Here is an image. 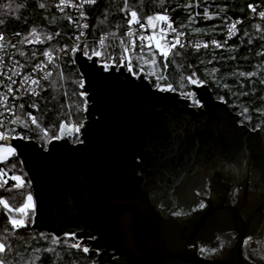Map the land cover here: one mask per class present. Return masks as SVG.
Segmentation results:
<instances>
[{"label": "water", "instance_id": "water-1", "mask_svg": "<svg viewBox=\"0 0 264 264\" xmlns=\"http://www.w3.org/2000/svg\"><path fill=\"white\" fill-rule=\"evenodd\" d=\"M71 55L87 73L84 142L7 141L31 181L32 228L74 236L92 264H253L243 241L263 222L264 201L251 203L264 198L261 130L240 123L207 84H192L193 105L144 72H106ZM235 185L238 206L230 205ZM201 247L223 254L210 259Z\"/></svg>", "mask_w": 264, "mask_h": 264}, {"label": "trees", "instance_id": "trees-1", "mask_svg": "<svg viewBox=\"0 0 264 264\" xmlns=\"http://www.w3.org/2000/svg\"><path fill=\"white\" fill-rule=\"evenodd\" d=\"M261 1L264 0H163L161 4L160 0H100L87 6L86 12L90 23L89 35L94 37L123 33L132 11L137 12L142 22L148 15L166 11L178 31L189 37H206L207 47L206 44L199 49L191 45L176 46L167 59L162 58L156 49L136 47L132 55L133 72H144L154 86L171 84L180 94L191 90L188 77L196 72L198 80L202 79L217 98L240 114V121L260 129L264 135V83H261L264 81V19L252 13L253 7H248ZM8 3L12 4L11 11L2 7ZM40 4L44 7L41 8ZM205 10L208 11L207 17L203 14ZM0 20L4 21L0 24V33L8 56L21 59L27 67L41 61L44 51H57L70 42L72 29L65 15L56 11L47 0H0ZM233 20L239 21L237 35L226 39V24ZM32 29H36V36H41L43 42L37 45L29 43V38L35 37L30 35ZM212 40L218 41L222 47L216 48ZM153 58L155 65L150 62ZM119 61L120 56L117 55L115 63L120 65ZM164 64H167L166 68L162 67ZM241 72L245 75L241 76ZM80 76L71 53L63 56L42 94L34 98L38 105L35 117L40 127L33 125L25 113H20L15 119L17 122L12 124L16 136L35 139L46 147L52 135L59 134L61 121L73 125L83 123L85 98L79 95L84 91L79 86ZM44 131L48 133L47 140ZM73 135L64 134L71 141ZM0 169L6 174L3 179L7 181L6 184L0 182V198L6 200L11 208L19 207L27 194H32L31 181L21 160L16 155L9 157L0 162ZM13 175L25 181L23 186L14 187L15 181L10 179ZM16 214L0 205V242L6 245L0 259L5 264L94 263L95 256L84 253L82 248L85 246L74 236L57 238L51 233L34 230V213L25 227L13 230L7 217ZM77 242L81 248H72L71 245ZM44 249L51 251L45 252Z\"/></svg>", "mask_w": 264, "mask_h": 264}, {"label": "built area", "instance_id": "built-area-1", "mask_svg": "<svg viewBox=\"0 0 264 264\" xmlns=\"http://www.w3.org/2000/svg\"><path fill=\"white\" fill-rule=\"evenodd\" d=\"M47 1L52 3L56 11L65 15L72 29L70 33V42L67 46L57 51H48L51 59L44 57L41 61L35 63L32 67H27L26 63L21 59L15 56H8L5 49L4 38L0 39V97H3V100L0 101V132H5L12 137L16 136L12 129L13 121L20 113H25L27 117L29 113H31L33 116L36 115V112L38 111V105L34 101V98H37L42 94L45 89L46 83L49 81L52 71L59 63V60L69 53L72 54L71 49L73 47L79 49L80 46L86 42L89 46L90 54L93 48L99 50L102 53V56L98 59V62L100 64L107 60L110 65H115L116 67L120 65L125 66L129 62V58L132 64V55L136 47L141 46L155 49V47L149 45L147 41L139 39V37L141 36L151 34V30L147 29V27L142 30L139 28L138 24L134 23L131 26L128 25L127 29L121 34H103L95 37L90 36V23L86 8L87 6L93 4H85L83 3V0H66V2L64 3H62L61 0ZM99 1L100 0H96L95 3ZM252 7V13H256L261 19H264V17H261L259 15L260 12H264V1L258 2L257 4L252 5ZM164 12L166 11H161L160 13ZM81 13H84V15L82 16ZM167 15L170 18L172 27L175 29V33H173L171 30H167L166 38L168 42H172L174 37L178 35L180 44L183 46L191 45L193 48L199 49L204 44H206L207 39L204 36L189 37L184 32L178 31L174 26L170 14L167 13ZM84 24H87L88 27H82ZM232 25H235V28L233 29L232 33L229 34V28ZM129 27L131 28L130 34ZM163 27L167 29V25H163ZM238 28V20H233L226 24L225 38L230 39L236 36ZM81 32H84L85 35L80 36ZM180 33H183V35H179ZM0 35L2 34L0 33ZM157 35H159L158 31ZM101 36L104 37L103 46L99 44V39ZM41 42H43L41 36L33 37L29 41V43L32 45H37ZM197 44L200 45L199 48L196 47ZM124 49H128L129 55L128 57H124V64L120 63V65H117L115 63L116 57L117 55H119L121 60ZM9 77L11 79H9ZM33 79L38 80L39 83L32 84L31 81ZM9 84H11L13 88V91L11 93L8 92L7 86ZM33 91H35L36 95H32ZM32 105H35V107H32ZM0 143H2V141H0Z\"/></svg>", "mask_w": 264, "mask_h": 264}, {"label": "snow or ice", "instance_id": "snow-or-ice-1", "mask_svg": "<svg viewBox=\"0 0 264 264\" xmlns=\"http://www.w3.org/2000/svg\"><path fill=\"white\" fill-rule=\"evenodd\" d=\"M61 2L64 3V2H66V0H61ZM95 2H96V0H83V3H85V4H94ZM160 2L162 4L163 0H160ZM2 7L7 9L8 11L12 10V4L11 3L4 4ZM40 7L43 8L44 5L40 4ZM185 7H187V5H185ZM248 7L251 8L252 5H249ZM5 14H7V13H5ZM203 14L205 17H207L208 11L205 10ZM81 15L83 16L84 13H81ZM259 15L261 17H264V12H260ZM130 16H131V19L127 20V24L129 26L136 23L139 25V28L142 30L145 29L146 27H147V29L151 30L150 35L141 36V37H139V39L147 41L149 43V45L154 46L156 51L159 52V54L162 58L167 59L169 57L170 53L172 52V50L174 48H176L177 45H179L181 48L183 47V45L180 44L178 35L174 37L172 42H168V40L166 38L167 30H171L173 33H175V29L172 27V23H171L170 18L166 12H164V13L158 12L154 15H148L145 19V22H141L139 20L138 14L136 11H132L130 13ZM3 23H4V21L0 20V24H3ZM158 25H159V27H158ZM163 25H167V29L165 27H163ZM82 27L87 28L88 25L84 24ZM234 28H235V25H232L229 28V34L232 33ZM157 31L159 32V35H157ZM197 31H199V29H197ZM130 33H131V28L129 27V34ZM35 34H36V29H32L30 35H35ZM16 35H19V33H16ZM84 35H85L84 32L80 33V36H84ZM179 35H183V33H180ZM2 38H3L2 35H0V39H2ZM211 43L213 45H215L216 48L222 47V45L216 40H212ZM99 44L101 46L104 45V37L103 36L100 37ZM196 47L199 48L200 45L197 44ZM205 47H207V44L205 45ZM71 50L72 51H79L83 55V57L86 58L87 61H91L93 64H96L98 62V59L102 56V53L99 50H96L95 48H93L91 50V54H90L89 46L86 42L84 44H82L79 49H77L76 47H73ZM175 54L179 55V53H175ZM21 55H23V53H21ZM43 55H44V57L51 59L48 51H44ZM128 55H129L128 49H124L123 56H122L121 60L119 61V63L124 64L125 63L124 57H128ZM150 62L153 65H155L156 60L153 58ZM125 66L127 67V70L129 73L135 74L133 72V67H132V64L130 62V58H129V62ZM111 67H112V65H110L107 62V60H105L101 64V70L102 71H106V72L110 71ZM162 67L166 68L167 64H164ZM189 67H191V65H189ZM213 71H216V69H213ZM240 75L244 76L245 73L241 72ZM247 75L250 76V75H252V73H248ZM196 76H197L196 72H192L191 75L188 77L189 83L193 84V85L203 84L204 81L202 79L198 80L196 78ZM9 79H11V78L9 77ZM86 79H87V73L85 72L84 74H82L80 76V79H79V86L82 89L85 86ZM157 79L158 80L162 79V77H157ZM31 83L32 84H38L39 81L33 79L31 81ZM261 83H264V81H261ZM7 87H8V92L11 93L13 91L11 84H9ZM156 87L159 91H166V90L174 91L173 86L171 84H167L166 86L161 85V84H157ZM32 95H36L35 91L32 92ZM79 95L83 98V97H87L89 95V93L86 90H84V91H81L79 93ZM182 95H185V94L182 93ZM186 95L189 98L192 96L191 93H187ZM2 100H3V97H0V101H2ZM83 103L87 104V100H84ZM32 107H35V105H32ZM245 111H247V109H245ZM28 117L31 120V123L33 125L40 127V125L37 122V118L35 116H33L31 113H29ZM16 122H17L16 120L13 121V123H16ZM83 127H84L83 123H78V124L73 125V124H67L64 121H61L59 124V134H53L51 139L53 141L61 140L65 133H72V134H74L73 140L76 143L82 144L84 141L80 138V133H81V129ZM47 136H48V133L46 131H44V137L46 140H47ZM12 138H15V137H12ZM19 138L20 139H27L26 136L25 137H19ZM9 139H10V136L8 134H6L5 132H0V141L3 142V143H0V161H6V160H8L9 157H13L16 154L17 149L14 146L7 143V141ZM5 175L6 174L4 173V171L2 169H0V182H2L4 184L7 183V181L3 179ZM10 179L12 181H15L14 187H17V188L23 186V184L25 183V181L18 175H13L10 177ZM0 205H3V208L8 212L14 211V212L19 214L18 218L13 217L12 215H8V217H7V221L9 224H11L13 230L25 227V225L29 222L30 215L32 213H34L36 210V205H35V202L33 200V196L30 192L27 194L24 202L19 207L11 208L9 206V203L6 200H4L3 198H0ZM199 207L204 208L205 205L203 203H201L199 205ZM173 215H179V213H173ZM4 231H7V229L5 228ZM71 235H75V234L73 233ZM41 236L43 237V234H41ZM52 239H53V241L56 240L55 237H53ZM217 239H219V237H217ZM251 239H252V237L248 236V238L246 240H244L243 242L245 244H247L251 241ZM222 244H223V242H222ZM71 247L72 248H81V245L77 242V243H73L71 245ZM5 249H6V245L3 243H0V253H3L5 251ZM37 251H39V249H37ZM44 251L48 252V251H51V249H44ZM82 251L84 253H88L89 248L85 246L82 248ZM199 251H200V253H203L205 251V249L203 247H201L199 249ZM212 251L216 252L217 249L213 248ZM0 264H5V261L3 259H0Z\"/></svg>", "mask_w": 264, "mask_h": 264}, {"label": "flooded vegetation", "instance_id": "flooded-vegetation-1", "mask_svg": "<svg viewBox=\"0 0 264 264\" xmlns=\"http://www.w3.org/2000/svg\"><path fill=\"white\" fill-rule=\"evenodd\" d=\"M239 122L244 123L242 121H239ZM250 128H252V127H250ZM252 129H258V128H252ZM241 188H242V185H239V186L235 185L234 186L230 205H237L238 206L239 196L241 194V192H240ZM263 199L255 198L251 203L255 202V204H256L259 200L264 201ZM247 210L248 209H246V208H244L242 211L240 210L242 216L246 219L249 215ZM249 236L252 237L251 241L247 244L244 243V246H243V253H244L245 258L253 264H264V211H263V222H262V224H259L257 226V228H255V230L252 231V233H250ZM222 248L216 247L215 248V249H217L216 252L206 250L204 252V256L207 258H210V259L214 258V257L222 256V254H223Z\"/></svg>", "mask_w": 264, "mask_h": 264}, {"label": "rangeland", "instance_id": "rangeland-1", "mask_svg": "<svg viewBox=\"0 0 264 264\" xmlns=\"http://www.w3.org/2000/svg\"><path fill=\"white\" fill-rule=\"evenodd\" d=\"M36 35H37V34H35V37H36ZM33 37H34V36H31V37L29 38V41H30ZM136 75H137V74H136ZM187 93H191L192 96L189 98V97L186 95ZM184 94H185V95H182V94H181V95L184 96V97H186V98L191 99L193 105H198V104H199V102H198V100H197V98H196V96H195V93L193 92L192 88H191V90H187V91H185ZM72 141L75 142L73 139H72ZM47 144H48V143H47ZM0 162H1V161H0ZM33 200H34V199H33ZM12 216L18 218V217H19V214L17 213L16 215H12ZM0 243H1V242H0Z\"/></svg>", "mask_w": 264, "mask_h": 264}]
</instances>
